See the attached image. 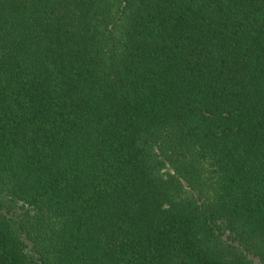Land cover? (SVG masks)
I'll list each match as a JSON object with an SVG mask.
<instances>
[{
  "label": "trees",
  "instance_id": "1",
  "mask_svg": "<svg viewBox=\"0 0 264 264\" xmlns=\"http://www.w3.org/2000/svg\"><path fill=\"white\" fill-rule=\"evenodd\" d=\"M0 264H264V0H0Z\"/></svg>",
  "mask_w": 264,
  "mask_h": 264
}]
</instances>
